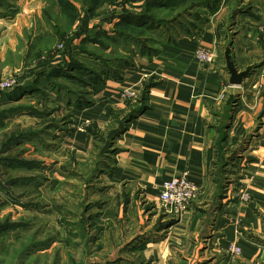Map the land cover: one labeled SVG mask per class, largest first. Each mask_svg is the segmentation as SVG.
<instances>
[{
  "label": "crops",
  "instance_id": "0c3cea01",
  "mask_svg": "<svg viewBox=\"0 0 264 264\" xmlns=\"http://www.w3.org/2000/svg\"><path fill=\"white\" fill-rule=\"evenodd\" d=\"M143 3L132 0L125 10L137 14ZM11 4L15 14L0 17V80L16 75L20 89L0 92V264H59L60 160L43 157L59 154L60 128L50 119L60 105L47 87L26 92L35 78L24 76L37 69L44 4ZM110 11L121 12L101 9L88 29L108 31ZM189 14L157 55H138L120 79L97 85L89 107H66L61 149L69 162L75 157L73 170L93 163L96 145L110 144L91 221L97 239L89 249L79 237L66 239V253L83 254V264H264V36L257 31L264 0H221L213 13ZM199 49L215 52L214 63L198 64ZM146 85V109L116 137ZM125 92L135 97L126 101ZM185 171L198 194L172 219L159 207L160 188Z\"/></svg>",
  "mask_w": 264,
  "mask_h": 264
},
{
  "label": "trees",
  "instance_id": "16d2710c",
  "mask_svg": "<svg viewBox=\"0 0 264 264\" xmlns=\"http://www.w3.org/2000/svg\"><path fill=\"white\" fill-rule=\"evenodd\" d=\"M14 0H0V17L13 16L16 12L11 4ZM132 0H76L79 8H77L76 2L73 0H57L58 15L52 16L53 13L43 12L44 20L46 24L50 25L53 29L52 36L57 40H63V54L60 63L50 65L48 62L45 68L37 73L35 80L26 86V92H37L40 88L48 87L50 90L56 92L59 98V93L64 92L67 95L64 103L66 107L71 105L75 109H81L83 107H89L91 102L89 97L94 88L103 83L105 80L120 79V75L124 70H128L134 67L133 61L136 56L119 60L112 55H106L103 51L114 47L115 42L118 40L125 43L131 42L134 47L140 49V56H155L158 54V50L145 46L146 43H152L149 37H146L148 32L161 31L164 35L163 41H166L170 37V29L176 31L174 27H182L180 21H185V16L189 14L195 8H208L209 13H213L220 4L221 0H144L143 7L137 14L131 13L125 10V5ZM120 9V14L116 15L115 12L110 11L106 23L111 25L109 31H104L99 27H93L88 29L89 22L100 15L103 7ZM190 15V14H189ZM66 20V23H65ZM183 28V27H182ZM111 31V32H110ZM110 32V33H109ZM172 35V34H171ZM77 45H74L75 42ZM156 44V42L154 43ZM92 45L99 50H92L88 47ZM74 46V47H73ZM48 47H45L47 49ZM43 51V50H42ZM33 54L32 59L39 58L40 53ZM94 63L93 68H98V71H93L88 63ZM87 77V82L79 78ZM89 80L92 82L90 84ZM60 81L75 83L82 88H86L88 85H92L91 92H76L67 88L68 86H62ZM40 85V87H38ZM69 85V84H68ZM152 85L144 86L143 92L138 102L135 105H128L129 112L123 118L120 123L119 130L115 133L117 137L126 128V125L133 120L137 115L142 113L146 109L147 92ZM20 87L15 88L13 91L19 90ZM82 91V90H81ZM72 96V99L69 98ZM74 97L77 99H74ZM74 103V104H71ZM113 116V115H112ZM115 119L116 117L113 116ZM90 131V130H88ZM110 145V144H109ZM108 145V149L110 146ZM107 153L104 152L103 155ZM100 163V162H99ZM102 163V162H101ZM103 164V163H102ZM104 165V164H103ZM102 165V167H103ZM107 165H104V168ZM95 171V170H94ZM101 173V166H99V174ZM90 181H88L89 184ZM86 183V181H85ZM87 184V183H86ZM83 203V202H81ZM84 206V205H83ZM89 206L82 207L81 218H77L76 224H71L72 228H80V233L71 232L70 236L79 237L84 246L87 247L88 233L91 231V221L93 218H97V214L93 216H87L86 212L89 210ZM71 221V220H70ZM99 230L96 231V233ZM69 234V231H68ZM86 238V240H84ZM96 236H93L91 240H95ZM72 246H75L72 244Z\"/></svg>",
  "mask_w": 264,
  "mask_h": 264
},
{
  "label": "rangeland",
  "instance_id": "374dc122",
  "mask_svg": "<svg viewBox=\"0 0 264 264\" xmlns=\"http://www.w3.org/2000/svg\"><path fill=\"white\" fill-rule=\"evenodd\" d=\"M43 4H44L43 12H47L48 15L51 12V13H53L52 16H56L59 14L57 11V7H56L57 0H43ZM77 8H79L78 4H77ZM103 8H105V7H103ZM114 8H112V9H114ZM65 23H66V20H65ZM44 26H46L47 31H45L43 34V42H42V44H43L42 48L43 49L41 48V50L39 51V53H40L39 58L33 59L32 62L30 60L31 64L33 63V66L37 69H36V71H34L32 73H28V71H27L26 74H24V76H26L28 78L30 76H33V78H35L37 76V73L40 70L42 71L45 68V65L47 64L46 62H48V64H50V65H55V64L60 63L62 60L61 58H62V54L64 51V48H63L64 41L63 40H57L56 41V38H54L52 36L53 29L50 28V25L48 23L46 24V21H44ZM107 26H109V23ZM146 37H149L152 40V43H150V42L146 43L145 46H148V47L152 48L153 50H159L158 45L161 42H163V39H164V35L161 33V31L160 32L159 31H153L152 33L148 32ZM155 42H156V44H154ZM40 45H41L40 43H37V47H40ZM114 45H115L114 47L109 48V50H111V54L105 53L106 55L115 56L119 60H122L123 58L129 59V60L132 58V60H133L134 56H138L140 54V49L134 47V45L131 42L125 43L123 41L118 40L117 42H115ZM59 46H62V48L59 49ZM45 47H48V48L45 49ZM88 63H89V61H88ZM40 64L42 66L37 67ZM89 64H90L91 68H93V66L95 65L94 63H89ZM133 64H134V62H133ZM92 70L98 71V68H93ZM8 78H17L18 83L15 86V88L20 86V83H19L20 77H18L16 75H11L10 77L3 78V79H8ZM87 79H88L87 77H81V78H79L80 82L78 81V78L76 81L78 83H81V80L87 82ZM89 82H90V84L92 83L90 80H89ZM60 84L62 86H68L67 88L72 89L74 93L79 92V91L89 93V92H91V89H92V85H88V86H86V88L84 87L81 89V86H79L75 83L72 85V83L60 81ZM38 87H40V85H38ZM14 89H12L11 91H13ZM11 91H8V92H11ZM50 91H52V90H50ZM59 96H60L59 98L58 97L56 98V101L60 105V106H58L59 112H56V114H55L56 117L51 118L50 120L53 123H56V125L55 124L52 125L54 128H56V129L60 128V130H62L63 126L67 124V118H65L66 106H65V104H63L65 99L67 98V95L64 92H61V93H59ZM69 98L72 99V96L69 95ZM73 98L76 99L74 97V95H73ZM71 104H74V103H71ZM71 106H73V105H71ZM50 120H48V122H50ZM60 130H59V132H57L58 135L56 136L57 137L56 142H57V144L60 145V146H58L59 154L55 155V157H52V158L49 156L43 157L45 159V161H47L49 164L56 161V160H60V161H58L59 162V165H58L59 169L58 170L60 172L59 179H60V181L62 180V182H60V185H59L60 191H59V196H58L59 224H60L59 264H83L84 263L82 261V257L84 256L83 254H79L80 258L78 259L76 254L66 253L65 244H66L67 235L70 236V233L72 231L75 233L81 232L80 228H76V227L72 228V226H70V224H69V221L77 219L78 217L80 219L82 207H84L85 205L89 206V208H90L86 212V215L87 216H93L94 215L95 210L93 208L95 206H97V202H98L97 201L98 197H97L96 193L99 192V188H100L99 186H103V184L98 185V182H97V178L99 176V166L103 165L101 163L102 157L105 156V154H107V153H105L103 155V153L106 152V149L108 152L110 148L108 149L107 146H104V143H103V145L102 144L96 145L94 147V150H93V152H94L93 163H88V164L83 165L84 163L81 162L80 163L81 167L78 169L74 168L75 172L72 174V172L74 171L72 168L73 167L72 163L74 162L75 157L72 156V158L69 162L68 154L64 153L61 149V148L66 147L65 141L63 144H61V142H63V139L64 140L66 139V137H63V135H65V133L67 134L68 131L65 132V130H62V132H64V133H61ZM58 136H59V139H58ZM45 149H46V147H44V150ZM52 149L54 150V148H52ZM53 153H55V152H53ZM108 154H110V153H108ZM85 181L87 184L85 183ZM88 181H90L89 184H88ZM61 184L63 186H61ZM81 202H83V203H81ZM97 230H99V227H96L93 230H91L92 233H91V236L88 237V243H87L88 249L92 247L91 243L94 242V240H91L93 238V236L97 237V233H96ZM68 231H69V234H68ZM81 245H83V244H81Z\"/></svg>",
  "mask_w": 264,
  "mask_h": 264
},
{
  "label": "built area",
  "instance_id": "2783aa9c",
  "mask_svg": "<svg viewBox=\"0 0 264 264\" xmlns=\"http://www.w3.org/2000/svg\"><path fill=\"white\" fill-rule=\"evenodd\" d=\"M257 31L264 36V25L258 26ZM62 46H59L61 49ZM195 61L200 65H211L216 59L215 52L199 49L194 53ZM264 80V69L260 73ZM17 78H8L0 80V92H8L17 85ZM135 94L132 92H125L124 99H133ZM224 97L221 96V99ZM189 171L182 172L180 175L173 177L171 180L162 184L159 193V207L161 211L172 219L180 218L188 206L196 199L198 190L190 179ZM242 202L249 201V195L243 192L240 195ZM230 254L233 256L240 255V249L231 246L229 248Z\"/></svg>",
  "mask_w": 264,
  "mask_h": 264
},
{
  "label": "bare ground",
  "instance_id": "6f19581e",
  "mask_svg": "<svg viewBox=\"0 0 264 264\" xmlns=\"http://www.w3.org/2000/svg\"><path fill=\"white\" fill-rule=\"evenodd\" d=\"M261 77V76H260Z\"/></svg>",
  "mask_w": 264,
  "mask_h": 264
}]
</instances>
